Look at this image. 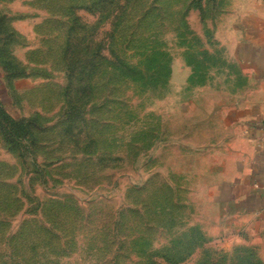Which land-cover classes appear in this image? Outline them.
<instances>
[{"label":"rangeland","instance_id":"1","mask_svg":"<svg viewBox=\"0 0 264 264\" xmlns=\"http://www.w3.org/2000/svg\"><path fill=\"white\" fill-rule=\"evenodd\" d=\"M244 12L264 0H0V103L31 126L11 145L0 115V264H264V217L219 189Z\"/></svg>","mask_w":264,"mask_h":264},{"label":"crops","instance_id":"2","mask_svg":"<svg viewBox=\"0 0 264 264\" xmlns=\"http://www.w3.org/2000/svg\"><path fill=\"white\" fill-rule=\"evenodd\" d=\"M242 15L237 54L256 91L238 108L225 112L224 122L239 128L244 146L234 156L239 167L230 170L219 189L227 203L249 221L251 213L264 217V13Z\"/></svg>","mask_w":264,"mask_h":264},{"label":"trees","instance_id":"3","mask_svg":"<svg viewBox=\"0 0 264 264\" xmlns=\"http://www.w3.org/2000/svg\"><path fill=\"white\" fill-rule=\"evenodd\" d=\"M6 19L4 16H0V29L1 30H6ZM9 62V58H6V62ZM13 63V62H12ZM17 73L12 72L9 70V75L10 76H17V75H22V67L17 66ZM17 74V75H15ZM0 115L2 117V122L8 123L9 127V143L12 145V143H18L21 139H23V136L27 137L31 134V126L27 124L26 122L15 118L12 116L0 103ZM6 131V130H5ZM8 132V131H6Z\"/></svg>","mask_w":264,"mask_h":264}]
</instances>
